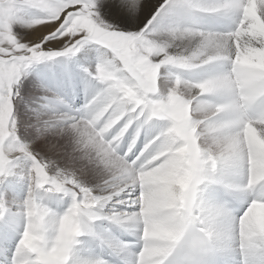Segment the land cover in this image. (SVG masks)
Returning <instances> with one entry per match:
<instances>
[{"label": "clouds", "instance_id": "1", "mask_svg": "<svg viewBox=\"0 0 264 264\" xmlns=\"http://www.w3.org/2000/svg\"><path fill=\"white\" fill-rule=\"evenodd\" d=\"M0 264H264V0H0Z\"/></svg>", "mask_w": 264, "mask_h": 264}]
</instances>
